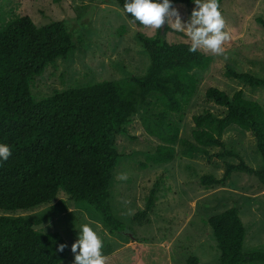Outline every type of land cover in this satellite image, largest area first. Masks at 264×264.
<instances>
[{
  "label": "trees",
  "instance_id": "1",
  "mask_svg": "<svg viewBox=\"0 0 264 264\" xmlns=\"http://www.w3.org/2000/svg\"><path fill=\"white\" fill-rule=\"evenodd\" d=\"M116 2L124 11V0ZM222 2L218 0L219 10ZM177 4L191 6L192 0H173V6ZM125 15L133 21L130 14ZM256 22L264 28L263 17H257ZM165 31L173 30L166 26ZM136 37L149 57L145 75L71 87L36 101L29 81L58 59H66L80 45L62 21L38 27L29 17L17 16L1 28L0 143L10 145L12 155L0 165V264H60L68 258L69 248L61 234L37 231L30 220L5 215L52 204L61 193L70 202L93 206L112 234L124 230L110 204L113 171L121 157L115 143L138 112L137 93L149 112L142 126L162 143L150 159L154 164L171 162L176 144L187 159L196 154L209 157L210 148L217 147L223 150L216 154L219 160L229 157L240 162L225 164L220 178L202 176L203 186H224L233 173L239 172L256 178L264 188L262 105L245 98L242 90L229 96L209 88L206 98L225 108V115L205 110L193 117L192 140L179 139L180 127L171 116L184 112L199 83L194 71L207 69L211 58L199 49L190 52V43H169L161 31L155 36L139 32ZM225 76L252 88L264 87V78L250 74L228 69ZM231 125L253 134L263 162L261 170L252 169L240 155L226 148L222 137ZM155 193L153 189L144 210L132 219L134 223L148 220ZM208 224L221 251V264L264 262V252H243L246 228L237 208L211 217ZM60 244L66 245L62 252L58 250ZM134 249L139 254L137 245ZM196 262L189 260V264Z\"/></svg>",
  "mask_w": 264,
  "mask_h": 264
},
{
  "label": "rangeland",
  "instance_id": "2",
  "mask_svg": "<svg viewBox=\"0 0 264 264\" xmlns=\"http://www.w3.org/2000/svg\"><path fill=\"white\" fill-rule=\"evenodd\" d=\"M194 6L192 3L174 7L187 20ZM220 8L224 30L231 39L222 45L221 54L199 48L211 58V63L205 70L194 71L199 83L193 98L182 114L171 116L180 127L179 139L192 140L193 117L205 110L220 117L225 115V108L206 98L209 88L229 96L242 90L245 98L264 108V87L252 88L225 76L232 69L264 78V28L256 22L257 17L264 18V0H223ZM17 16L29 17L38 27L62 21L80 45L66 59H58L29 81L36 101L71 87L145 75L149 57L136 35L162 33V27L137 26L126 17L116 0H0V30ZM165 28L162 35L169 43L191 44L186 33L166 32ZM135 101L138 112L124 126L126 132L115 143L121 157L113 171L110 204L112 214L124 225L122 232L112 234L93 206L70 202L63 193L52 204L5 215L24 217L35 224L37 231L61 234L69 256L60 264H72L71 245L77 235L74 227L78 229L83 223H89L102 237L108 264H189L190 259H197L195 264H221V251L208 220L232 207L237 208L246 228L243 252H264V188L256 178L237 172L224 186H203L202 176L220 178L225 164L240 162L229 157L219 160L216 154L223 150L217 147L210 148L209 157L196 154L193 159H187L181 156V147L176 144V155L171 162L154 164L150 159L162 143L149 136L142 126L149 112L140 103L138 93ZM222 140L249 167L261 170L263 162L252 133L231 125ZM153 189L155 202L148 220L134 223L132 219L144 210ZM134 245L139 247V254Z\"/></svg>",
  "mask_w": 264,
  "mask_h": 264
},
{
  "label": "clouds",
  "instance_id": "3",
  "mask_svg": "<svg viewBox=\"0 0 264 264\" xmlns=\"http://www.w3.org/2000/svg\"><path fill=\"white\" fill-rule=\"evenodd\" d=\"M195 5L187 20L173 6V0H124V12L131 15L134 22L152 29L170 26L173 31L186 33L191 41L190 52L199 48L221 54L222 45L231 39L225 31V20L219 10L218 0H192ZM12 155L11 146L0 143V165ZM76 239L71 245L74 259L72 264H108L109 257L104 254V241L89 223L80 224ZM66 245L60 244L59 251Z\"/></svg>",
  "mask_w": 264,
  "mask_h": 264
},
{
  "label": "water",
  "instance_id": "4",
  "mask_svg": "<svg viewBox=\"0 0 264 264\" xmlns=\"http://www.w3.org/2000/svg\"><path fill=\"white\" fill-rule=\"evenodd\" d=\"M164 28H165V25H163L162 26V34H163V32H164ZM132 234L130 233V236H131ZM132 239H134V236H132Z\"/></svg>",
  "mask_w": 264,
  "mask_h": 264
}]
</instances>
